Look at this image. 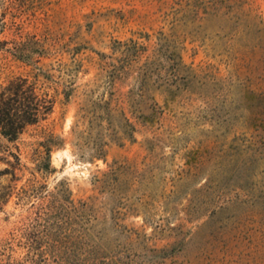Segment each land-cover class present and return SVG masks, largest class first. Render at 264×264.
Instances as JSON below:
<instances>
[{
  "label": "rangeland",
  "instance_id": "obj_1",
  "mask_svg": "<svg viewBox=\"0 0 264 264\" xmlns=\"http://www.w3.org/2000/svg\"><path fill=\"white\" fill-rule=\"evenodd\" d=\"M0 18L56 101L0 135V172L20 159L0 264H264V0H0ZM32 68L0 59V83Z\"/></svg>",
  "mask_w": 264,
  "mask_h": 264
},
{
  "label": "trees",
  "instance_id": "obj_2",
  "mask_svg": "<svg viewBox=\"0 0 264 264\" xmlns=\"http://www.w3.org/2000/svg\"><path fill=\"white\" fill-rule=\"evenodd\" d=\"M16 28L13 22L0 18V59H7L12 56L16 60L32 64L33 68L29 74H21L0 83V135L9 141H17L24 135L28 128L45 121L53 112L55 98L48 91L46 82H49L51 74L44 69L41 63V53L34 58L37 51L26 50V42L16 37L9 39L8 35ZM18 29V27H17ZM17 36L22 38L23 35ZM33 62V63H29ZM45 151L39 150V159L50 161L51 144H44ZM45 152V153H44ZM16 161H8L11 167H6L0 174H11L16 179V169L20 165V159L15 155ZM47 165L42 169L48 168ZM9 191L3 197H9L13 186H8Z\"/></svg>",
  "mask_w": 264,
  "mask_h": 264
}]
</instances>
